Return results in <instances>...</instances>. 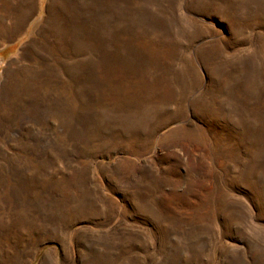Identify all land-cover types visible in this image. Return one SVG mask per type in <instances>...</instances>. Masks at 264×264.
I'll use <instances>...</instances> for the list:
<instances>
[{"label":"rangeland","instance_id":"1","mask_svg":"<svg viewBox=\"0 0 264 264\" xmlns=\"http://www.w3.org/2000/svg\"><path fill=\"white\" fill-rule=\"evenodd\" d=\"M0 264H264V0H0Z\"/></svg>","mask_w":264,"mask_h":264}]
</instances>
